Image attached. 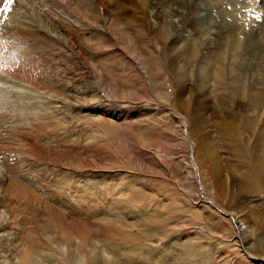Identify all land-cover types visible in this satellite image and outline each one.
Masks as SVG:
<instances>
[{"label":"rangeland","instance_id":"1","mask_svg":"<svg viewBox=\"0 0 264 264\" xmlns=\"http://www.w3.org/2000/svg\"><path fill=\"white\" fill-rule=\"evenodd\" d=\"M19 1L20 10L27 17L30 14L29 2L46 5L54 8L55 18L70 20L74 23L72 27L83 32L76 37L68 27H60L56 22L40 16L41 27L50 34L49 42L46 40L43 43L42 53L47 58L52 57V61L47 66L39 64V69L42 74H53L57 92L56 115H60L58 122L66 125H60L56 132L54 146L58 148L60 158L57 166L50 168L61 177L67 176L75 182L83 180L91 185L87 190L77 183L71 202H61L63 209L84 212L86 208L89 217L100 218L110 214L121 221V217L127 220L129 228L137 233V240L130 237L124 242L121 238L123 250L114 258L120 261L129 253L132 258L128 264H147L143 260L139 263L134 261L137 253H141L145 260L160 264H188L192 257L179 252L188 250L195 255L206 247L213 255L217 251L223 256L235 254L236 247L229 242L234 232L230 223L232 218L247 220L246 223L254 226L251 230L257 233L252 234L256 238L262 226L259 223L264 222V185L259 183V188L253 186L251 176V170L260 166L256 157L261 156V179L264 180V62L259 59L260 55L251 52L257 57L238 58L239 62L234 64L236 70L230 61L226 65L222 59L215 60L211 56L215 48L209 49L207 44L212 37L222 33L215 35L212 30L201 33L194 17V21L179 22L170 14L175 5L173 2L164 9V20H153L154 25L166 27V43L157 51L148 47L147 53L139 56L128 42L129 37L133 38L128 35L133 34L134 13L131 11L122 14L126 15L123 21L116 22L112 18L118 14L104 0L108 7L106 26L113 25L128 37L126 43H117L102 29L100 21L93 25L86 20H77L72 4L66 0H59L62 7L58 1L55 6L47 0ZM187 1L195 11L191 13L193 16L203 13L202 8L210 12L211 17L203 19L204 25L220 28L217 23L222 19L217 13L219 8L207 0ZM14 2L2 1L0 16L15 14L17 9L12 8ZM228 2L225 7L233 11L231 15L239 13L245 22H251L241 29L252 37L257 36L255 42L261 40L264 36V0ZM86 10L90 16L99 12L94 6H88ZM230 18L225 16L228 22ZM5 21L6 17H2L0 26ZM151 22L150 19V25ZM183 22L185 29L182 28ZM160 36L158 32L150 34L154 39ZM189 42L196 44V54L189 50L183 53L176 51ZM241 50L243 55L244 50ZM199 89L206 90V93L198 96ZM175 96L189 99V107L178 112L168 110L166 105H172ZM35 111L29 110L30 117L42 118L43 113ZM64 113L68 114V119L62 116ZM68 147L71 153L66 152ZM65 155L70 157L64 158ZM101 170L106 175H112L114 180L108 182L104 179L107 181L104 182L102 178L106 175L103 176ZM97 176L98 179L101 177L102 183L94 184V177ZM121 178L135 181L136 189L144 187L151 192L157 191L159 198H163L161 193L167 187L164 193L171 200L170 205L162 208V205L152 204L147 196L150 203L140 209L129 204L128 210L119 211L120 207L124 208L126 196H122V192L128 186L120 182ZM165 183L169 185L165 187ZM28 203L37 205L32 201ZM42 212L45 222L50 214L45 209ZM145 215L153 218L155 224L165 226V232L172 238L167 246L163 243L165 240L149 243V231L141 224ZM117 222L113 219L110 223ZM2 223L4 221L0 220V235L7 226ZM44 224L51 225L53 221L48 220ZM239 232L240 239L246 237L242 235V227ZM184 233H188V239L183 238ZM19 235L23 240L16 249L0 241V264H15L14 257L21 256L30 244V231L23 230ZM176 240L184 243L179 249L174 248ZM261 243L257 241L254 245L259 247ZM131 245H134L133 249ZM95 246L92 249V254L96 253L93 264H107L110 253L101 244V239L96 240ZM43 247L41 256H37L38 264H54L53 259L61 255L50 243ZM73 248L74 245L69 244V253L65 254L71 264L76 262L70 255ZM224 261V258L215 260L219 264H235L233 259Z\"/></svg>","mask_w":264,"mask_h":264},{"label":"bare ground","instance_id":"2","mask_svg":"<svg viewBox=\"0 0 264 264\" xmlns=\"http://www.w3.org/2000/svg\"><path fill=\"white\" fill-rule=\"evenodd\" d=\"M2 1L4 0H0V7ZM47 1L48 3H54L53 6L57 5V1L60 3L58 4L59 6L62 7L63 5L59 0ZM107 1L108 7L118 14V16L112 18L116 22H121L126 18V15L123 16L122 14L128 11L134 13V20L132 22L133 34H128L133 36V38L122 35L113 25L106 26L105 16L108 12V7L105 5L104 0H66V2L72 4L77 20H86L93 25H96L97 22L100 21L102 23V29H104L106 33H109L112 41L126 43L128 38L130 40L128 41L129 44L138 52L139 56L147 53L148 47H154L157 51V49H161L166 43L164 37L166 27L164 25L156 26L154 24L157 19H163L162 15L164 9L172 4L170 2H173L175 5L172 4V13L170 14L179 20V22L182 20L194 21L192 19V17H194L195 24L197 23V26L200 27L199 31L201 33L206 31L210 32V30H212V33L215 35L219 32L222 33L220 36L212 37L207 44L209 49L215 48L213 52L216 55L211 54L209 50L211 56L215 60L222 59V62L225 64L227 61H230L229 63L232 66L236 62H239L237 61L238 58H242L243 56L249 59L257 57L251 55L250 53L252 52V54L260 55L259 59H262L264 62V36L262 39L260 37L261 40L255 42L257 36L252 37L249 32L242 30L246 27L247 22H245V18H242L239 13H233V15H231L233 11L231 12V10L225 7L226 4H229L228 0H207L216 8H219L217 13L222 19L217 23L220 28H213L203 24V19L211 17L209 15L210 12L204 11L203 8V13L198 12L193 16L191 13H195V11L193 12V7L189 5L190 1L187 0ZM14 4V7H12V5L11 7L17 9L15 14L10 16L3 14L0 16L1 18L6 17L5 23L3 26H0V205L2 206L0 209V220L4 221V223H2L3 226L4 224L7 225L3 228L0 241L16 249L23 240L19 232L22 233L23 230L31 232L32 240L29 242L30 244L25 247L24 253L21 256L14 257L15 264H38L39 259L37 261V256H41V250H44L43 245H48L49 243L50 246L61 255L59 258L53 259L54 264H71L69 258L65 256V254L69 253V244L74 245L73 250L70 251L72 259L76 261L74 264H93L96 260V253L94 252V254H92V249L96 247V240L99 239H101V244L106 246L108 253H110V256L106 259L107 264H128L132 258L129 253H127V255L125 254V258H121L120 261H117L114 256L123 250V247L120 245L121 238L124 239V242L125 239L128 241L130 237H134V239L137 240V233H134V231L129 228V225H127L129 222L123 220L121 216L122 221L117 217H112L110 214L102 217L100 216V218L89 217L86 214L88 211L86 208H84V212L63 209L61 202L64 201L65 204L68 201L71 202L77 183L82 184L86 189L91 188V185L86 184L83 180L75 182L67 176L61 177L55 173L54 169L52 170L50 168H55L60 158L58 154L59 150L54 146V138L57 136L56 132L60 128V125L62 127L66 125L60 124L58 122L60 115H56V108L58 107L57 92L53 74H46V72L42 74L39 69V64L47 66L49 62L52 61V57L49 58L48 56L47 58L42 53L43 43H46V40L49 42L50 34L46 33L41 27L40 16L56 22L60 27H68L71 29L70 33L76 37H80V34L83 32L76 29V27H72L74 25L72 21L60 19L58 16L55 18L53 7L29 2L27 6L29 7L30 14L27 17L23 11L20 10V1L15 0ZM203 5H205V3H203ZM88 6H94L100 13L96 12V15L90 16L86 10ZM226 15L232 18H230L231 21L229 20L228 22L225 20ZM150 19L152 20V25H150ZM153 20L155 21L154 23ZM248 23L251 22L248 21ZM182 28L185 29L184 22ZM223 31L227 32L223 34ZM153 32H158L161 35L159 39L150 37V34ZM227 33H229V35H227ZM43 40L45 41L43 42ZM195 45V43L189 42L176 51L183 53L185 50H189L191 53L196 54L197 50ZM241 49L244 50L243 55H241ZM223 55H225V57H223ZM243 61L241 60V62ZM90 72L92 71L90 70ZM39 73L40 76H38ZM222 77L223 74L221 73V79ZM197 91L198 96L206 93L204 89H199ZM189 103V99L175 96L174 103L172 105H166V108L178 112L186 108ZM31 109H35V112L43 113L42 118H31L28 114ZM62 116L68 119L67 113L62 114ZM40 119H42L43 122L37 123L36 121ZM143 132L150 133L147 130ZM68 148L66 152L71 153V148ZM62 149L65 150V148ZM66 156L68 155L63 157L65 158ZM68 157H70V155ZM256 158L257 164L262 167V157L257 156ZM260 166L251 170L252 180L254 181L253 186L258 188L260 187L259 183L264 185V180L261 179ZM103 171L104 170H101V172ZM105 175L106 174L103 172V176ZM95 178L97 180H95ZM100 178L98 179V176L94 177V184L102 183V179H106L108 182L114 180L112 179V175H106L102 179ZM107 181L104 180V182ZM120 182L126 183L128 186L125 187L126 189L122 192V196H126L124 208L120 207L119 211L123 209L128 210L127 205L129 204L135 205L140 209L145 204L150 203L147 200V196L148 199H151L152 204L162 205V208H167L171 203V200L167 199L168 196L164 193L167 191L166 186L169 185L168 183L164 184L166 187L165 191H163L164 188L163 190L161 189L163 191L161 197L163 198H159L160 193H158L159 197L156 196L157 191L151 192L144 187L136 189L137 183L133 180L121 178ZM162 184H160L161 187ZM78 189L80 190V188ZM126 190H132V192H124ZM29 201L35 202L37 205L31 206V204L28 203ZM229 206H232V204ZM229 206L226 207L228 208ZM227 208L225 212L228 210ZM233 208L235 209L236 207ZM42 209H45L50 214V218L46 221L51 220L53 224H44L46 221L44 222L42 219L44 218V211L42 212ZM209 209L212 208L209 207ZM234 209L232 210L234 211ZM116 211H118L117 208ZM239 212V214H242L241 211ZM242 212L244 213V211ZM235 213L238 214L237 212ZM250 216L252 217L249 213V217ZM250 218L247 217L246 219ZM113 219H117L118 222L111 224L110 222H112ZM246 221L247 220L238 217L232 218L230 221L234 232L230 235L229 242L236 247L235 254L231 253L230 255L223 256L217 251L213 255L212 251L207 249V247L201 249L195 255L188 250L179 253L192 257L188 264H219L215 262L218 258H224L226 261L233 259V263L235 264H254L253 262H249L250 259H252L255 264H264V222H262L263 224L259 223V225L261 224L262 226L259 227L258 235L254 238L252 235L254 232L252 233L251 230L254 226L251 227ZM255 223L256 222L253 224ZM141 224L149 231V243H157L159 240H165L163 243L167 246L171 241L172 238L165 232V226L163 224H155V220L150 216L145 215ZM241 227L242 235L244 234L246 236L243 239H240L241 233L239 232V228ZM14 228L17 229L18 232L13 230ZM183 238L188 239V233H184ZM253 241L255 243L257 241L262 243L259 247H255V243H253V246L251 244ZM249 243L251 247L247 245ZM183 244L184 243H180L179 240H176L174 248L179 249ZM131 247L133 249L134 245H131ZM141 260L145 261L147 264H160L156 261L152 263L148 259L145 260L141 253H137V256L135 255L134 257V261L139 263Z\"/></svg>","mask_w":264,"mask_h":264},{"label":"snow or ice","instance_id":"3","mask_svg":"<svg viewBox=\"0 0 264 264\" xmlns=\"http://www.w3.org/2000/svg\"><path fill=\"white\" fill-rule=\"evenodd\" d=\"M8 2H11V0H8Z\"/></svg>","mask_w":264,"mask_h":264}]
</instances>
